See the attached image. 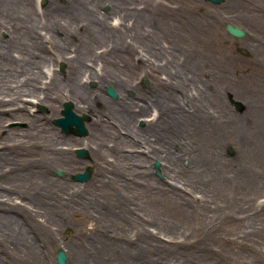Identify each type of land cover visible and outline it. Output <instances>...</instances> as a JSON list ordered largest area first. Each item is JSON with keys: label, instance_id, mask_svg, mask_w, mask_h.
<instances>
[{"label": "rangeland", "instance_id": "obj_1", "mask_svg": "<svg viewBox=\"0 0 264 264\" xmlns=\"http://www.w3.org/2000/svg\"><path fill=\"white\" fill-rule=\"evenodd\" d=\"M50 1L60 6L74 3V0H32L39 12ZM151 1L160 3L163 8L161 22L181 18L191 20L197 26L192 33L197 45L190 43L188 32L182 36L193 48L195 46L197 57L179 36L175 40L176 48L172 49L166 46L169 38L165 36L153 38L152 45L145 42L159 54L166 50L165 55L175 62L173 73L176 69L183 72L182 80H185L184 74H188L190 96H196L198 88L211 87L219 94L224 83L230 87L238 85L232 92L237 101L244 103L240 111L230 103V93L221 91L224 110L244 117L239 141L227 139L230 144L226 145L221 140L215 148L216 159L225 166L226 179L218 184L190 183L196 172V166L190 167V162L197 160L200 150L192 144L195 138L192 125L195 123L203 137L205 134V123L200 119L196 122L195 118L189 119L191 122L184 124L179 132L178 148L174 150L178 149L179 158L183 157L178 162L183 179L177 177L176 184L183 189H177L176 193L180 195L177 196L175 190L165 188L166 172H162L161 165L157 174L154 168L157 159L149 158L150 165L146 164L150 166L148 172L153 178L150 184L132 176L115 178L99 170L100 162L92 154L93 145L88 147L86 144L88 134L83 137L64 135L53 123L67 99L55 103V117L47 105L27 102L26 107L45 118L59 136L80 140L57 144V150L62 147L67 152L70 165L52 164L46 173L37 175V170L45 167L44 157H53L40 147L39 131L13 117L0 119V264H56L55 253L60 248L67 253V264H264V0H224L218 5L204 0ZM139 2H136V8H141L144 3ZM87 8L95 18H105L106 24L111 25V0ZM226 24L241 28L246 36L232 37L225 30ZM80 27L69 28L75 34L66 36L71 48L65 52L75 54L72 50L78 44ZM55 34L63 36L62 31ZM0 37L5 39L7 35L1 31ZM45 44L51 49L49 41ZM104 45L105 40L93 46V51L100 53ZM137 46L136 51L143 49V44ZM157 57L147 53L144 58H129L134 67L143 62L144 68L132 74V87L124 91L127 97L142 88L148 90L153 85L151 77L166 80L164 73L155 67L160 65ZM98 64L99 61L92 63L91 69H100ZM212 64L224 69L225 76L214 77ZM55 68L63 76L66 63L58 61ZM92 83L95 85L91 86ZM97 86L94 80L87 82L89 89ZM99 94L104 101L116 100L106 94V86L101 87ZM189 99L180 95L177 98L182 104ZM132 105L137 107L135 103ZM96 107L99 109L98 103ZM188 110L189 113L193 111L192 108ZM75 112L88 114L90 121L87 124L95 117L83 109H75ZM77 147L86 149L87 158L76 156L74 149ZM86 166L93 168L91 179L82 183L74 181L71 175L82 172ZM238 169L242 175L240 182L232 176ZM56 170L65 175L59 176ZM40 179L41 184L35 185ZM45 181L49 185H43ZM111 182H114L113 186ZM63 188L66 194L78 189L85 197L88 194L101 197L86 201L87 198L75 195L68 202L65 195L58 201L56 195ZM111 189L114 193L117 191L118 197H125L129 207L125 208L124 215L114 208L123 219L120 223L115 220L111 224L113 206L111 201L103 199ZM119 204L125 207L121 203L116 206ZM59 205L71 208L63 216L59 213ZM80 251L84 252V257L76 255Z\"/></svg>", "mask_w": 264, "mask_h": 264}, {"label": "bare ground", "instance_id": "obj_2", "mask_svg": "<svg viewBox=\"0 0 264 264\" xmlns=\"http://www.w3.org/2000/svg\"><path fill=\"white\" fill-rule=\"evenodd\" d=\"M104 1L108 0H74V3H68L66 6L50 1L49 5L39 12L32 0H0V33L3 31L7 35L5 39L0 37V119L13 117L27 122L34 131H39L42 137L40 147L53 154V157H44L45 167L38 169L37 175L46 173L52 164L70 165L67 152L62 147L57 150V144L65 141L76 142L80 139L62 138L48 125L45 118H40L29 110L26 103L45 104L53 111L55 117V103L67 99L72 102L74 111L83 109L95 116L89 124H85L88 133L86 144L90 147L92 143L93 157L99 160V170L102 172L106 171V174L121 179L132 176L133 179L150 184L153 178L148 172L150 166L146 164L150 165L149 158L157 159L160 161L162 172H166L165 188L175 190V195L180 196L176 191L183 188L177 185L176 181L177 177L183 179L178 163L183 157L179 158L180 152L174 149L178 148V136L182 126L191 122L189 119L195 118V122L200 119L205 123V134L203 137L201 131L196 130L195 123L192 125L195 132L192 144L200 150L197 154L198 162L196 159L190 162V167L196 166L190 183L195 185L199 181H206L218 184L224 181L227 172L223 163L216 159L215 148L221 140L226 145L230 144L227 139L239 141L244 117L224 110L221 91L223 94L231 93L234 99H238L232 92L238 85L230 87L224 83L219 94L211 87L204 90L198 88L196 96H190L188 74H184L185 82L180 77L183 72L179 73L176 69L173 73L175 62L172 57L165 55L166 50L159 54L145 42L152 45L153 38L165 36L169 38L166 46L172 49L176 48L175 40L179 36V40L188 45L192 55L197 57L195 46L193 48L182 38L183 34L188 32L190 43L197 45L192 34L197 29L194 22L181 18L161 22L163 8L160 3L151 0H111V25H107L105 18H95L93 12L87 8L95 3L97 7ZM138 1L144 2L141 8L135 7ZM74 25H81L82 28L78 44L72 50L75 54L65 52L71 48L66 36L75 34L69 29ZM59 31H62V37L55 34ZM76 34L78 35L77 32ZM103 40V51H93V46ZM46 41L50 42L51 49L47 48ZM137 44H143V49L136 51ZM147 53L158 56L160 65L155 67L164 73L166 80H153L151 77L153 85L147 91L140 89V92L127 97L124 91L132 87V74L135 70L144 68L143 62L141 66L134 67L129 63V58H144ZM61 60L66 63L63 76L55 68V64ZM96 61H99L100 69L94 67L92 70L91 64ZM146 65H150L148 60ZM211 71L216 78L225 76V70L214 64L211 65ZM91 80L97 82L96 89L87 87V82ZM108 85L117 93L115 101H104L100 94L98 95L101 87ZM179 95L190 99L182 104V100H177ZM97 103L99 109L96 107ZM133 103L137 107L133 108ZM188 108L193 111L189 113ZM146 110L150 116L140 128L137 126V120L147 116L144 114ZM150 112L157 114L152 117ZM141 147L144 150H141ZM232 176L234 180L237 178L238 182L242 178L239 169L238 173ZM41 182L42 179L35 185ZM45 183L46 181L43 185ZM102 184L106 186L109 183ZM78 191L77 189L66 194L63 188L56 195L59 198L57 200L62 201L65 195L68 196V202L72 201L75 195L87 198L86 201H89L88 198L97 200L101 197L96 194H88L85 197ZM103 199L105 202L111 201L113 206L111 224L115 220L119 221L118 223L123 222L120 213L124 215L125 208L129 209L125 203L126 198L118 197L117 191L114 193L111 189V193H107ZM116 203L124 204L125 207L122 208L120 204L116 206ZM59 206V213L63 216L71 208ZM114 208L120 212V217ZM65 254L68 262L66 251ZM76 255L84 257V252L80 251Z\"/></svg>", "mask_w": 264, "mask_h": 264}, {"label": "water", "instance_id": "obj_3", "mask_svg": "<svg viewBox=\"0 0 264 264\" xmlns=\"http://www.w3.org/2000/svg\"><path fill=\"white\" fill-rule=\"evenodd\" d=\"M211 2L213 4H220L223 0H205ZM227 32L233 37H244L245 32L232 24H227L225 26ZM106 93L112 98H117V94L111 86H107ZM230 102L234 105V107L240 111L243 106L240 102L235 101L230 96ZM61 115L63 117H59L53 120V123L60 127L61 131L65 134H73L76 136H84L87 134V129L84 126V122L88 120L87 115H77L73 112V104L70 101L63 103V109L61 110ZM78 157L85 158L87 156L86 151L84 149L78 148L75 150ZM159 163L155 162V167L158 169ZM58 175L64 176V173L61 170L55 171ZM92 169L87 167L84 172L77 173L72 175V179L78 182H85L91 176ZM158 173V171H157ZM55 259L57 264H67L66 263V254L62 249L56 251Z\"/></svg>", "mask_w": 264, "mask_h": 264}, {"label": "flooded vegetation", "instance_id": "obj_4", "mask_svg": "<svg viewBox=\"0 0 264 264\" xmlns=\"http://www.w3.org/2000/svg\"><path fill=\"white\" fill-rule=\"evenodd\" d=\"M142 89L145 90V91H147V88H142ZM147 110H148V109H147ZM147 110H146L145 112H148Z\"/></svg>", "mask_w": 264, "mask_h": 264}]
</instances>
